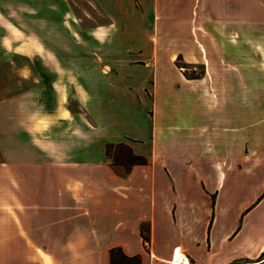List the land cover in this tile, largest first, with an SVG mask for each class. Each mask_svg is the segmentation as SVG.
Returning <instances> with one entry per match:
<instances>
[{
  "label": "crops",
  "instance_id": "1",
  "mask_svg": "<svg viewBox=\"0 0 264 264\" xmlns=\"http://www.w3.org/2000/svg\"><path fill=\"white\" fill-rule=\"evenodd\" d=\"M135 1L144 13L132 14L122 41L115 17L108 27L85 30L77 45L76 34L50 14L39 15L29 33L46 36L49 48L32 39L0 50L3 58L50 57L49 87L35 80L0 100V264H111V249L139 264H264V0ZM14 3L63 0H1ZM201 23L210 25V92L187 99L222 105L209 107L202 125L200 112L180 110L158 124L138 103L147 100L149 80L152 100L170 99L161 93L158 70L168 65L158 59L165 50L157 38L185 36L169 24ZM73 45L79 61L70 59ZM90 46L96 60H89ZM106 49L137 55L111 64L116 73L108 75L110 67L98 64ZM200 51L195 61L204 63ZM67 90L80 112L65 107ZM117 101L137 106L139 127L106 124ZM120 105L113 115L128 117ZM109 143L127 144L146 164L113 167Z\"/></svg>",
  "mask_w": 264,
  "mask_h": 264
},
{
  "label": "rangeland",
  "instance_id": "2",
  "mask_svg": "<svg viewBox=\"0 0 264 264\" xmlns=\"http://www.w3.org/2000/svg\"><path fill=\"white\" fill-rule=\"evenodd\" d=\"M120 1L121 4H105L104 9L100 4H96V0H63V4L56 6H33L15 3L1 4L0 0V47H2L0 50H4L3 48H5L4 46L6 43L22 44V42L26 41L32 42V39L33 41L39 40L40 45H43L46 49L49 48V41L46 36L42 39H37V37L32 36L29 33L32 32L33 28L38 29L39 15L50 16V14L51 16L52 14L55 15L58 20H61L62 22L64 21L66 26L68 25L69 30L76 34L73 38L77 41V45H80L81 38L85 37V30L97 29V27H108L113 23V17H115V27H117L118 33L121 35V37L119 35L117 38H120L122 41L125 34H129L131 31V25L135 24V21L133 20L134 16L132 14L135 13L136 10L142 13L144 12L142 11V7L137 5L135 0ZM143 21L145 24L149 23L150 25V21H146V19ZM40 24L42 25L41 29L46 31L43 33L47 34V30L50 29L49 25H46V22L44 21ZM167 28H169V30H174L171 31V33H180L182 29L185 33L184 37L170 34L167 37L157 38L163 42V48L165 50L164 53L158 54V59L167 61L168 65V68L158 70L162 71L165 76V79L164 76L163 79H161L163 80V85L160 86L162 89L161 93L165 95L166 98L169 97L170 99L158 100L156 102L152 100L153 93L151 85L153 83L149 80L144 89L147 100H138V103L144 105V113L149 118H154L158 124L160 123L162 116L164 117L172 113L175 114V110H180L185 112H200L202 116L198 121L202 125L208 122L209 117L205 112L208 113V108L211 103L205 98V96L195 95L192 99L188 100L187 95L192 96L195 93H202L207 96L210 92L209 75L211 70L208 68L207 59L210 25L208 23H201L198 26L194 24H169ZM25 33H28L29 35L25 36ZM199 45H201V47H199ZM43 47H41V50H44ZM76 47L77 46L73 45L74 51L70 57L73 61H79L81 59V54L77 52L78 49ZM78 48L80 47L78 46ZM196 49L201 50L200 52L204 63L195 61V57L198 54V51L195 52ZM89 50V60H96V49H93L92 46H90ZM39 55L28 57L9 55L7 58L0 57V100L13 95L14 93L32 88L36 85L35 80L38 81V84L41 82L40 79H42V83L49 87L47 84H49L48 76H50V71L44 64L49 62L50 57L43 53V51H40ZM102 55L104 57L98 62V64L108 65L110 68H106L105 72L108 75H113L116 73V70L111 67V64H121L130 60H135L136 57L134 56L137 54L121 53L118 55L108 52L106 49V52ZM139 59L141 62L144 58L139 57ZM138 64L143 65V63ZM71 71L76 73L77 69ZM23 74H26L27 79L22 78ZM73 75L75 76V74ZM51 76L56 75L53 73ZM67 76L69 77V80H72L70 73ZM158 77L161 78L160 76ZM234 88L241 89V87L236 85ZM67 93L68 99L65 107L69 108L73 113L80 112V105L74 99V92L72 90H67ZM182 93L185 97L180 96ZM114 104L115 105L112 106L113 111L111 112V115L109 114V116L106 115L105 117L107 121L106 124H112L115 120L117 122L116 125L118 124L120 127H125L129 124L130 127L134 126L135 128L140 126L142 115L138 111L137 114L133 112L137 108L135 104L130 103V105H127V103H121L120 101H117ZM120 104H124V109H126L125 112L129 115L128 117L119 116L120 114L113 115V113L116 112L114 110L117 109L118 111L122 109ZM215 104L218 107L222 105L220 102H213L211 107L215 108Z\"/></svg>",
  "mask_w": 264,
  "mask_h": 264
},
{
  "label": "trees",
  "instance_id": "3",
  "mask_svg": "<svg viewBox=\"0 0 264 264\" xmlns=\"http://www.w3.org/2000/svg\"><path fill=\"white\" fill-rule=\"evenodd\" d=\"M105 154L111 160L113 167L123 169L125 172L129 171L133 166L145 165L146 159L144 157L135 155L132 149L125 143H109L105 145ZM111 264H139V259L126 258L122 255L120 249L110 250Z\"/></svg>",
  "mask_w": 264,
  "mask_h": 264
},
{
  "label": "bare ground",
  "instance_id": "4",
  "mask_svg": "<svg viewBox=\"0 0 264 264\" xmlns=\"http://www.w3.org/2000/svg\"><path fill=\"white\" fill-rule=\"evenodd\" d=\"M181 262V261H180ZM176 263V262H175ZM174 264V263H173Z\"/></svg>",
  "mask_w": 264,
  "mask_h": 264
}]
</instances>
